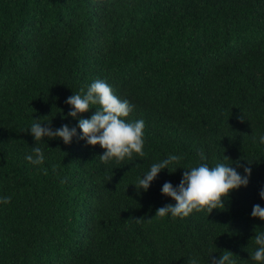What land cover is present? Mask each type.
Wrapping results in <instances>:
<instances>
[{
  "label": "trees",
  "instance_id": "trees-1",
  "mask_svg": "<svg viewBox=\"0 0 264 264\" xmlns=\"http://www.w3.org/2000/svg\"><path fill=\"white\" fill-rule=\"evenodd\" d=\"M97 79L145 121L143 157L104 163L79 138L96 106L73 119L65 101ZM33 120L76 136L35 142ZM261 136L264 0H0V264H210L225 250L257 264ZM36 145L40 165L25 159ZM169 155L182 159L137 190ZM201 163L250 165L249 182L210 214L155 217L175 204L163 184Z\"/></svg>",
  "mask_w": 264,
  "mask_h": 264
},
{
  "label": "clouds",
  "instance_id": "clouds-1",
  "mask_svg": "<svg viewBox=\"0 0 264 264\" xmlns=\"http://www.w3.org/2000/svg\"><path fill=\"white\" fill-rule=\"evenodd\" d=\"M70 106L68 117L77 118L78 114L88 112L95 107L94 113L89 119H79L77 127L80 130V139L85 140L88 146H99L104 150L99 158L101 162L107 163L115 159L117 163L126 158L131 160L133 155L143 157L144 127L143 119L128 122L127 117L133 110V106L127 100H121L112 91L111 87L103 80L97 79L87 88L85 94H73L65 101ZM30 134L35 142L43 138L60 139L64 144H69L76 136V128L62 125L53 130L50 126H41L39 120H33L30 127ZM260 143L264 144V136L260 137ZM200 159L206 157L203 150L199 153ZM25 159L33 164L40 165L44 161L43 150L39 146L31 148V154ZM182 159L178 155H169L160 162L153 163L150 170L138 178L134 186L137 190L147 191L158 173L169 168L173 163ZM225 159L229 160L227 157ZM237 162V167H239ZM47 174V170H44ZM251 167H244V175H241L236 167L219 163L214 167H209L206 163L184 170L182 178L177 187H173L170 182H165L161 189V194L170 197L175 204H168L156 210L155 217H187L193 210L201 211L207 209L210 214L214 209L224 208V200L229 194L241 187H246L249 182ZM259 196L264 200V189H261ZM11 197L0 199V203L8 204ZM252 218L264 221V208L256 204L252 208ZM141 219V218H140ZM140 219H137L139 221ZM257 246L250 259L257 264H264V233H258L254 237ZM233 254L223 251L218 259H211L210 264H234ZM191 264H197L195 259H191Z\"/></svg>",
  "mask_w": 264,
  "mask_h": 264
}]
</instances>
